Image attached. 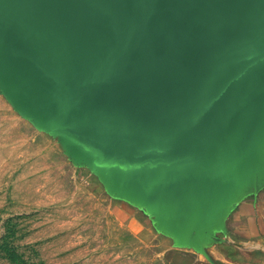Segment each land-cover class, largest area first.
I'll list each match as a JSON object with an SVG mask.
<instances>
[{
  "label": "water",
  "instance_id": "water-1",
  "mask_svg": "<svg viewBox=\"0 0 264 264\" xmlns=\"http://www.w3.org/2000/svg\"><path fill=\"white\" fill-rule=\"evenodd\" d=\"M263 53L264 0H0L2 77L82 137L109 125L165 189Z\"/></svg>",
  "mask_w": 264,
  "mask_h": 264
},
{
  "label": "rangeland",
  "instance_id": "rangeland-1",
  "mask_svg": "<svg viewBox=\"0 0 264 264\" xmlns=\"http://www.w3.org/2000/svg\"><path fill=\"white\" fill-rule=\"evenodd\" d=\"M51 105L0 74V264H214L130 232L119 202L126 146L108 141L109 125L82 137ZM238 253L264 263V234Z\"/></svg>",
  "mask_w": 264,
  "mask_h": 264
},
{
  "label": "crops",
  "instance_id": "crops-1",
  "mask_svg": "<svg viewBox=\"0 0 264 264\" xmlns=\"http://www.w3.org/2000/svg\"><path fill=\"white\" fill-rule=\"evenodd\" d=\"M204 122L216 139L170 189L140 173L141 155L128 158L120 215L140 240L165 250L214 264H264L236 261L264 234V53L243 73L236 96Z\"/></svg>",
  "mask_w": 264,
  "mask_h": 264
}]
</instances>
